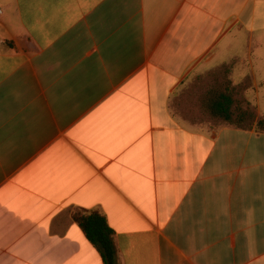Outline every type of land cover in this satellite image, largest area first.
<instances>
[{"label":"crops","instance_id":"obj_1","mask_svg":"<svg viewBox=\"0 0 264 264\" xmlns=\"http://www.w3.org/2000/svg\"><path fill=\"white\" fill-rule=\"evenodd\" d=\"M0 12V264H264V0Z\"/></svg>","mask_w":264,"mask_h":264},{"label":"trees","instance_id":"obj_2","mask_svg":"<svg viewBox=\"0 0 264 264\" xmlns=\"http://www.w3.org/2000/svg\"><path fill=\"white\" fill-rule=\"evenodd\" d=\"M225 101L229 99L225 98ZM249 112V111H248ZM247 112V114H249ZM214 113L216 116L223 114L231 116L226 105L219 101L214 106ZM254 117V113L251 115ZM257 129L264 133V118L257 122ZM81 226L84 229L89 241L94 244L101 252L105 264H116V248L113 241V233L108 228L105 220L99 216L92 215L81 221Z\"/></svg>","mask_w":264,"mask_h":264},{"label":"rangeland","instance_id":"obj_3","mask_svg":"<svg viewBox=\"0 0 264 264\" xmlns=\"http://www.w3.org/2000/svg\"><path fill=\"white\" fill-rule=\"evenodd\" d=\"M220 93H221V91H214V96H213L214 102H216L218 100ZM207 100H206L205 96L198 95L197 107L199 108L200 114L198 115V117L195 120L197 122H199V123L200 122L204 123V121H208V122L212 121L217 126L220 125L221 123L225 122L222 118L216 117V116H214L212 114V112H211V104L209 102V97H208ZM239 107L245 109L247 106L241 104V105H239ZM247 111H249L248 115H247V112H246V115H247L246 120H247V123H248V121L251 120L252 112H251V110H247ZM232 115H233V117L236 118V116H237L236 110H234Z\"/></svg>","mask_w":264,"mask_h":264},{"label":"built area","instance_id":"obj_4","mask_svg":"<svg viewBox=\"0 0 264 264\" xmlns=\"http://www.w3.org/2000/svg\"><path fill=\"white\" fill-rule=\"evenodd\" d=\"M1 13V12H0Z\"/></svg>","mask_w":264,"mask_h":264}]
</instances>
